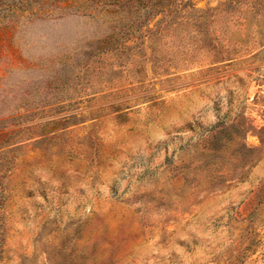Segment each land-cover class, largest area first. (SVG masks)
Wrapping results in <instances>:
<instances>
[{"label":"rangeland","instance_id":"374dc122","mask_svg":"<svg viewBox=\"0 0 264 264\" xmlns=\"http://www.w3.org/2000/svg\"><path fill=\"white\" fill-rule=\"evenodd\" d=\"M0 264H264V0H0Z\"/></svg>","mask_w":264,"mask_h":264}]
</instances>
